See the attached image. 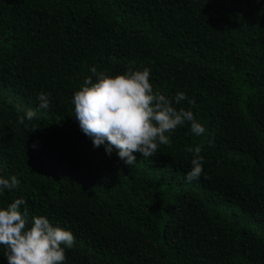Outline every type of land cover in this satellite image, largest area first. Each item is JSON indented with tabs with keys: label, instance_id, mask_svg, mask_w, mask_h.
Returning <instances> with one entry per match:
<instances>
[{
	"label": "trees",
	"instance_id": "1",
	"mask_svg": "<svg viewBox=\"0 0 264 264\" xmlns=\"http://www.w3.org/2000/svg\"><path fill=\"white\" fill-rule=\"evenodd\" d=\"M91 66L149 68L154 92L195 100L175 107L205 131L186 121L124 165L74 117ZM197 144L203 172L186 180ZM12 174L0 206L23 197L29 220L70 229L63 264H264V0H0V175Z\"/></svg>",
	"mask_w": 264,
	"mask_h": 264
},
{
	"label": "clouds",
	"instance_id": "2",
	"mask_svg": "<svg viewBox=\"0 0 264 264\" xmlns=\"http://www.w3.org/2000/svg\"><path fill=\"white\" fill-rule=\"evenodd\" d=\"M90 71L96 74L95 80L86 77L72 94L74 117L93 147L102 145L109 155L115 152L124 165L135 163L137 151L144 157L154 156L158 146L170 144L169 134L186 121L190 122L193 134L198 136L205 131L191 110L175 107L185 99L194 105L195 100L182 90L171 97L154 92L149 68L107 74L91 66ZM49 97V93L38 92L37 107L47 108ZM35 116L36 112L28 108L17 120L24 123ZM186 150L193 155L185 179L193 180L201 176L204 158L198 144ZM17 185L16 175H0V195ZM25 203L23 197H16L0 206V245L4 246L7 264H63L65 249L74 246L72 231L43 214L33 215L29 220L28 209L21 210Z\"/></svg>",
	"mask_w": 264,
	"mask_h": 264
}]
</instances>
